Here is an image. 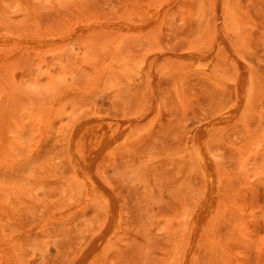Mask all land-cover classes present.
Wrapping results in <instances>:
<instances>
[{
    "label": "rangeland",
    "instance_id": "obj_1",
    "mask_svg": "<svg viewBox=\"0 0 264 264\" xmlns=\"http://www.w3.org/2000/svg\"><path fill=\"white\" fill-rule=\"evenodd\" d=\"M0 264H264V0H0Z\"/></svg>",
    "mask_w": 264,
    "mask_h": 264
}]
</instances>
